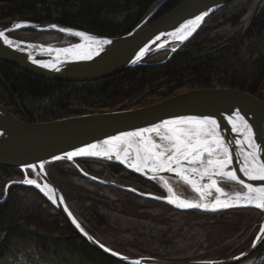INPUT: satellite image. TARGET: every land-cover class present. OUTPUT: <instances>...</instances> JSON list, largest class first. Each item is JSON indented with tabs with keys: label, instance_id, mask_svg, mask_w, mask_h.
<instances>
[{
	"label": "trees",
	"instance_id": "obj_1",
	"mask_svg": "<svg viewBox=\"0 0 264 264\" xmlns=\"http://www.w3.org/2000/svg\"><path fill=\"white\" fill-rule=\"evenodd\" d=\"M181 1L0 0V26L22 17L119 36L146 20L144 25L152 22ZM10 36L42 44L80 41L62 32L34 29ZM201 87L238 88L264 100V0L230 2L179 49L156 53L142 65L105 79L49 81L0 60V109L29 122L134 109ZM77 162L98 178L142 193L167 195L159 179L143 177L119 163L93 158ZM46 169L83 226L103 244L129 256L230 258L249 248L264 218V211L255 207L180 209L92 180L68 160L51 162ZM27 175L36 177L31 169L0 165V258L19 243L31 241L40 256L38 264H123L85 242L38 189L18 184L6 188ZM245 217L249 220L242 224ZM262 251L264 245L255 254Z\"/></svg>",
	"mask_w": 264,
	"mask_h": 264
},
{
	"label": "water",
	"instance_id": "obj_2",
	"mask_svg": "<svg viewBox=\"0 0 264 264\" xmlns=\"http://www.w3.org/2000/svg\"><path fill=\"white\" fill-rule=\"evenodd\" d=\"M233 1L236 0H182L169 12L152 22L144 25L146 20L134 30L119 36L98 35L80 28L56 22L42 23L25 19L16 20L8 26H0V31H4L9 39L15 41L16 44L24 46V48H22V46L20 47L24 49V51H20L15 45L9 47L3 43V40H0V60L25 73L49 81L82 83L105 79L130 71L142 65L145 63L146 59L152 57L156 53L170 48H175V50L179 49L195 36L211 15ZM205 12H207L208 15L187 40L179 42L171 35V33L176 32L181 25L189 20L195 19L196 16ZM152 15H150V17ZM20 22H28V26L16 29L14 25ZM50 25H57L58 28L84 32L99 40H111L112 43L104 44L103 51L98 56H94L90 61H73L68 59L66 62L59 64V71L43 68L38 64L32 63V60L29 59V54L35 59L49 60L55 56V53L50 56L47 51L44 53L30 51L27 48L31 44H37L45 48L63 49L72 47L75 44L91 43L84 38L78 37L80 39L79 42L69 45L42 44L25 42L10 36L13 32L25 29L58 31L57 29L50 28ZM92 46L94 47L95 45L93 44ZM145 47L149 49L148 53H146L140 61L133 63V61H136V57L139 55L141 49ZM237 109L241 111V114L244 115L253 126V131L257 136V143H261L262 146H264V100L251 92L232 87L195 88L134 109L91 112L67 118L37 122L18 119L0 109V133H3V135H0V165L19 167L25 171L31 169L27 167L28 165H37L36 170L31 169L36 173V177L27 175L25 179H35L42 186L44 184L50 185L55 190V194L58 198L61 196L63 197V201L58 199L57 203L53 204L38 188L33 185L23 184V180L10 181L6 188L8 189L10 186L18 184L38 189L66 218L71 227L85 242L100 253L123 264H133L134 261H140V264H238L253 256L264 245V233L261 232V229H264V219L249 248L230 258L216 260H166L151 256H129L103 244L83 226L68 205L61 189L50 179L46 169L47 164L59 161L54 159V157L64 156L66 152L75 151L78 148L86 147L90 144H98L101 146L103 145V141L113 136H119L125 132H134L140 128H148L164 120H171L180 116H211L220 123L227 141H232L237 138V134L231 131V125L228 123L227 117ZM130 152L134 155V150H130ZM79 158H93L116 162L123 165L128 170L149 179H151V173L147 175L138 173L134 169L128 167L126 163H122L115 159V157L111 160L105 157H74L72 160H68L74 164L83 175L97 182L117 186L146 198L156 199L155 197H162L152 193H142L131 186L120 185L93 176L79 165L77 162ZM262 159H264V156H262ZM41 163L44 164L43 169H39ZM160 175H163L168 180L169 184L178 194L171 184V181L181 180H178L174 174L162 173ZM238 175L247 182V178L243 177L241 173L238 172ZM219 181L221 180H218V183ZM181 182L184 183L183 181ZM202 183H208L207 179L202 181ZM252 183L257 184L260 182ZM227 193L232 195L235 192ZM157 200L168 203L164 198ZM65 206L67 211H65ZM237 207L254 206H232L228 208ZM224 209L227 208H218L215 211ZM194 210L213 211L211 209ZM69 212H71V216L68 215ZM73 218H75V221L83 228V232L73 223ZM84 233H87V235ZM258 236L261 237L260 242H257L256 238ZM89 237H91V239H89ZM101 244L104 245L103 248L100 247ZM125 257H127V259H125Z\"/></svg>",
	"mask_w": 264,
	"mask_h": 264
},
{
	"label": "snow or ice",
	"instance_id": "obj_3",
	"mask_svg": "<svg viewBox=\"0 0 264 264\" xmlns=\"http://www.w3.org/2000/svg\"><path fill=\"white\" fill-rule=\"evenodd\" d=\"M207 15L208 13L205 12L196 16L195 19L181 25L171 35L179 42L187 40ZM26 26H28V22H20L14 25L16 29ZM49 27L84 38L91 43L75 44L63 49L46 48L45 51L50 56L55 53V56L49 60L35 59L29 54L32 63L43 68L59 71V64L68 59L90 61L103 51L104 44L112 43L111 40H99L84 32L58 28L57 25H50ZM0 40H3V43L9 47L15 45L17 49L24 51L15 41L9 39L4 31H0ZM148 51L147 47L142 48L133 63L140 61ZM172 51H175V48ZM227 121L231 125V131L237 134V138L232 141L226 140L222 134L220 123L211 116H180L175 119L164 120L148 128H140L134 132H125L119 136H113L103 141L104 147L98 144H90L75 151L66 152L64 156H57L54 159L72 160L74 157H105L111 160L115 157L136 172L146 175L151 173V179L162 181V186L166 189L167 195L166 197L155 198H164L169 204L181 209H211L215 211L218 208L249 205L264 209V159H262L264 146L257 143L253 126L239 109L229 115ZM130 150H134V155L131 154ZM27 167L33 170L37 169L35 164H30ZM43 168L44 164L41 163L39 169ZM238 172L247 178V182L238 175ZM162 173L174 174L178 180L189 185L198 194L199 200L182 198L174 191L168 180L160 175ZM205 179L208 183H202ZM218 180L233 182L240 186L242 191H236L229 195L219 185ZM252 182L260 183L254 184ZM22 183L38 188L53 204H56L58 199L63 201V197L58 198L55 190L48 184L42 186L35 179H24ZM213 189L219 195L214 198L213 202H205L207 197L212 195ZM221 197L227 198L221 199ZM65 211H67L66 206ZM68 215L71 216V212ZM73 223L81 232L84 231L75 221V218H73ZM261 232L264 233V229H261ZM84 234L87 235V233ZM256 239L257 242L261 241L260 236ZM100 247L103 248L104 245L101 244ZM133 264H140V261H134Z\"/></svg>",
	"mask_w": 264,
	"mask_h": 264
},
{
	"label": "rangeland",
	"instance_id": "obj_4",
	"mask_svg": "<svg viewBox=\"0 0 264 264\" xmlns=\"http://www.w3.org/2000/svg\"><path fill=\"white\" fill-rule=\"evenodd\" d=\"M22 41H25V40H22ZM25 42H31V41H25ZM32 43H37V42H32ZM177 182L178 183L175 184L173 183V181H171V184L174 186V188L176 189L179 195H181L182 197L186 199H190V200L199 199L198 194L195 193L192 189H190L189 186L185 185L181 181H177ZM219 185L223 187L225 191L230 192V193H233L236 191H242L240 186L236 185L233 182H228V181L220 182L219 181ZM162 197H166V196H162ZM237 208H246V207H237ZM248 220H249V217H245V221L242 224H245ZM39 257L40 256L38 255V252L35 249L33 243L31 241H27V242H23L22 244L19 243L18 246L15 247V249H11L10 253L7 256L0 258V264H38V262L36 263L35 260L36 258L39 259ZM74 258L78 260L77 256H75ZM85 264H91V263L85 262ZM238 264H264V251H262L261 254L259 255L255 254L251 256L250 258Z\"/></svg>",
	"mask_w": 264,
	"mask_h": 264
},
{
	"label": "bare ground",
	"instance_id": "obj_5",
	"mask_svg": "<svg viewBox=\"0 0 264 264\" xmlns=\"http://www.w3.org/2000/svg\"><path fill=\"white\" fill-rule=\"evenodd\" d=\"M22 18H17V19H15V20H13L12 21V23L14 22V21H16V20H21ZM149 19V18H148ZM26 20V19H25ZM10 25V24H9ZM8 26V25H7ZM77 43V42H76ZM20 46V45H19ZM22 46V45H21ZM20 46V47H21ZM22 48H24V46H22ZM27 49H29L30 51H33V52H40V53H44V52H46L45 51V47H43V46H40V45H37V44H31ZM222 134L224 135V133H223V131H222ZM225 136V135H224ZM155 138V137H154ZM226 138V137H225ZM227 140V139H226ZM101 147H104V145H101ZM225 192H227V191H225ZM219 194L218 193H216L215 192V190L213 189L212 190V195H210L209 197H207V199H206V201L205 202H208V203H211V202H213V200H214V198L216 197V196H218ZM227 197H221V199H226ZM199 200V199H198Z\"/></svg>",
	"mask_w": 264,
	"mask_h": 264
},
{
	"label": "flooded vegetation",
	"instance_id": "obj_6",
	"mask_svg": "<svg viewBox=\"0 0 264 264\" xmlns=\"http://www.w3.org/2000/svg\"><path fill=\"white\" fill-rule=\"evenodd\" d=\"M172 181H173V183H175V184L178 183L176 180H172ZM220 182H223V181H220ZM228 182H229V181H228Z\"/></svg>",
	"mask_w": 264,
	"mask_h": 264
}]
</instances>
